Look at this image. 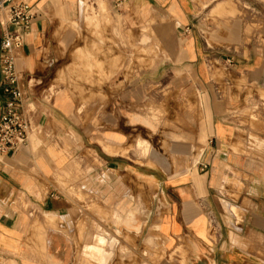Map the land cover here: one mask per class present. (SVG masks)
I'll return each instance as SVG.
<instances>
[{
    "label": "crops",
    "instance_id": "crops-1",
    "mask_svg": "<svg viewBox=\"0 0 264 264\" xmlns=\"http://www.w3.org/2000/svg\"><path fill=\"white\" fill-rule=\"evenodd\" d=\"M24 1L38 8L17 53L33 125L28 145L0 154V264H150L143 238L135 261L143 227L134 205L150 200L144 180L157 181L163 194L155 217L167 256L156 264H264V0ZM104 2L130 12L138 27L135 15L145 25L157 10L176 30L170 96L190 86L206 123L195 128L191 116L189 127L169 131L170 152L188 155L176 159L185 163L180 170L154 169L134 150L145 73L105 111L96 102L81 108L60 85L70 25L87 4L98 10ZM149 38L144 32L142 43ZM184 73L190 84L177 76ZM6 99L0 74V118Z\"/></svg>",
    "mask_w": 264,
    "mask_h": 264
},
{
    "label": "rangeland",
    "instance_id": "rangeland-1",
    "mask_svg": "<svg viewBox=\"0 0 264 264\" xmlns=\"http://www.w3.org/2000/svg\"><path fill=\"white\" fill-rule=\"evenodd\" d=\"M100 5L101 8L96 10L87 4L82 12L83 18L76 25H70V40L63 46L66 55H69L70 63H67V59L64 68L62 59L57 62L60 69L65 70L64 79L63 73L60 74V85L65 86L67 92L79 101L81 108H88L96 102L101 103L103 106L100 108L105 111V103L116 101V95L125 88L132 77L145 73L144 77L147 83L149 82L148 100L134 109L141 119H145L134 123V131L138 133L134 150L139 159L141 158V163H147L154 169L180 170L185 163L176 159L188 155L170 152L174 138L169 136V131L175 126L179 129L189 127L191 116L194 117L195 128L198 125L199 129H205L206 123L202 102H191L186 93L190 86L184 85L181 88L182 97L170 96L175 87V74L168 72L171 65L177 61L173 58L172 51L176 44H180L176 41V30L171 20L157 10L146 13L148 15L145 17V25L143 18L135 15V20L140 19L138 27L134 24L130 12L110 8L107 2ZM144 32L150 37L146 44L142 43ZM177 76L183 77V81L190 84L189 74ZM119 106L125 113L126 104L119 100ZM143 138L148 143L149 150H145L144 144L140 143ZM152 151L156 153L155 156ZM196 156L194 153V165L199 160L198 158L196 161ZM144 182L149 188L150 200L136 201L134 205L136 221L143 227V230L136 234L135 261L142 260L137 243L143 238L149 241L152 247L150 264H156L159 259H165L167 256L155 217L162 209L163 194L157 181ZM142 185L140 189L143 188Z\"/></svg>",
    "mask_w": 264,
    "mask_h": 264
},
{
    "label": "built area",
    "instance_id": "built-area-1",
    "mask_svg": "<svg viewBox=\"0 0 264 264\" xmlns=\"http://www.w3.org/2000/svg\"><path fill=\"white\" fill-rule=\"evenodd\" d=\"M2 13L0 74L7 99L0 118V154H8L30 141L33 122L25 108L17 53L24 45L23 34L29 31L38 8L24 0H0V17Z\"/></svg>",
    "mask_w": 264,
    "mask_h": 264
},
{
    "label": "bare ground",
    "instance_id": "bare-ground-1",
    "mask_svg": "<svg viewBox=\"0 0 264 264\" xmlns=\"http://www.w3.org/2000/svg\"><path fill=\"white\" fill-rule=\"evenodd\" d=\"M97 20V19H96ZM161 40V39H160ZM158 43H160V42H158ZM152 51V50H151ZM92 55V54H91ZM153 155V154H152ZM152 203V202H151ZM145 226V225H144ZM157 233V232H156Z\"/></svg>",
    "mask_w": 264,
    "mask_h": 264
}]
</instances>
